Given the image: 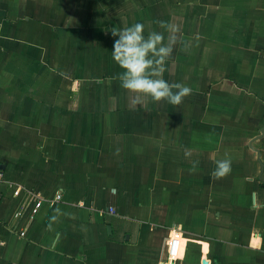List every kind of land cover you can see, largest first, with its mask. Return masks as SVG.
Returning <instances> with one entry per match:
<instances>
[{
	"label": "crops",
	"instance_id": "crops-1",
	"mask_svg": "<svg viewBox=\"0 0 264 264\" xmlns=\"http://www.w3.org/2000/svg\"><path fill=\"white\" fill-rule=\"evenodd\" d=\"M136 22L176 28L179 105L120 86ZM263 127L264 0H0V264H167L174 229L175 264H264Z\"/></svg>",
	"mask_w": 264,
	"mask_h": 264
},
{
	"label": "clouds",
	"instance_id": "clouds-1",
	"mask_svg": "<svg viewBox=\"0 0 264 264\" xmlns=\"http://www.w3.org/2000/svg\"><path fill=\"white\" fill-rule=\"evenodd\" d=\"M170 34L165 43L163 32L151 31L145 35V25L133 23L114 29L112 58L120 66V86L134 93L150 96L154 101L164 100L179 105L192 89L181 83H171L163 78L164 65L172 55L176 28L167 26ZM214 175L224 176L231 171V158L215 160Z\"/></svg>",
	"mask_w": 264,
	"mask_h": 264
},
{
	"label": "built area",
	"instance_id": "built-area-1",
	"mask_svg": "<svg viewBox=\"0 0 264 264\" xmlns=\"http://www.w3.org/2000/svg\"><path fill=\"white\" fill-rule=\"evenodd\" d=\"M3 179V174L2 171L0 170V180ZM9 187H13L12 184L8 185ZM20 192V188L17 187L13 191V195H18ZM34 205L30 210V216L33 215L37 211V209L41 206L42 204V196L39 193H34ZM60 198V195L58 194L56 196V199ZM111 211V209H110ZM18 215V214H16ZM25 231L21 230L20 235H24ZM181 242H182V235L181 233L176 229H174L168 236L167 241H166V247H167V255H166V263L167 264H175L179 254H180V248H181Z\"/></svg>",
	"mask_w": 264,
	"mask_h": 264
},
{
	"label": "water",
	"instance_id": "water-1",
	"mask_svg": "<svg viewBox=\"0 0 264 264\" xmlns=\"http://www.w3.org/2000/svg\"><path fill=\"white\" fill-rule=\"evenodd\" d=\"M261 133H264V127L261 129ZM261 171H263V166H261ZM108 229H109V227H108Z\"/></svg>",
	"mask_w": 264,
	"mask_h": 264
}]
</instances>
